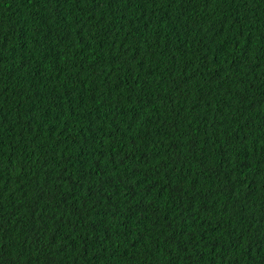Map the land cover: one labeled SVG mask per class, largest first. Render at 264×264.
Instances as JSON below:
<instances>
[{
  "label": "trees",
  "instance_id": "obj_1",
  "mask_svg": "<svg viewBox=\"0 0 264 264\" xmlns=\"http://www.w3.org/2000/svg\"><path fill=\"white\" fill-rule=\"evenodd\" d=\"M0 264H264V0H0Z\"/></svg>",
  "mask_w": 264,
  "mask_h": 264
}]
</instances>
